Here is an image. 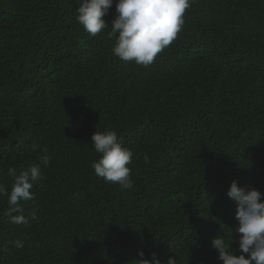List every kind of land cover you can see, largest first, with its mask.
<instances>
[{"label":"trees","instance_id":"1","mask_svg":"<svg viewBox=\"0 0 264 264\" xmlns=\"http://www.w3.org/2000/svg\"><path fill=\"white\" fill-rule=\"evenodd\" d=\"M78 7L0 0V184L41 149L52 158L13 214L26 225L0 196V264H222L216 236L238 256L226 192L236 181L264 199V0H194L148 66L112 54L115 0L95 37ZM105 130L133 153L131 189L94 173Z\"/></svg>","mask_w":264,"mask_h":264},{"label":"clouds","instance_id":"2","mask_svg":"<svg viewBox=\"0 0 264 264\" xmlns=\"http://www.w3.org/2000/svg\"><path fill=\"white\" fill-rule=\"evenodd\" d=\"M194 0H115V18L111 22L110 37H115L112 54L123 62L136 65H150L158 53L169 46L182 30L184 13ZM113 6V0H79L77 23L91 36L95 37L109 27L103 17ZM91 149L100 158L92 164L94 173L105 183L118 185L121 190L131 189V169L133 153L122 146L114 130L95 131L91 136ZM48 149H41L37 162L30 164L17 173L9 168L7 175L12 178L11 190L0 184V196L7 197L11 222L26 225L22 213V202L30 201L34 194L30 191L42 179V168L51 163ZM147 159V158H146ZM226 196L235 203V219L238 227L239 255H234L223 236H216L210 241V247L217 252L222 264H264V199L262 194L252 187H238L232 181ZM232 233V231H231ZM232 236V235H231ZM16 249H22L23 243L13 242ZM139 259L134 264H161L155 253L150 259L144 258L143 252L137 253ZM247 256V258H246ZM164 264H177L174 255Z\"/></svg>","mask_w":264,"mask_h":264}]
</instances>
